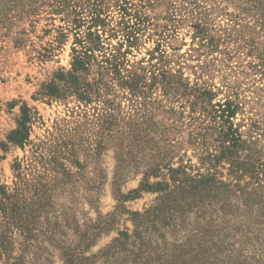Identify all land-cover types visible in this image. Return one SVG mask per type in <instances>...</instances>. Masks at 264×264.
<instances>
[{"label":"rangeland","instance_id":"rangeland-1","mask_svg":"<svg viewBox=\"0 0 264 264\" xmlns=\"http://www.w3.org/2000/svg\"><path fill=\"white\" fill-rule=\"evenodd\" d=\"M148 1L152 8L147 11L159 26L167 23L169 15H179L178 0ZM198 1L200 7L207 8L206 18L213 31L230 30V44L225 48L233 57L228 60L218 53L197 57L198 54L190 51L194 44L187 20L177 26L172 38L165 40L163 48L168 53L174 49L176 57L194 55L182 64L184 77L190 82L205 71L202 80L208 85L221 90L226 85H240L239 99L244 101L246 112L238 113L234 123L247 131L254 116L248 111L253 109L254 119L263 131L252 136L264 146V99L257 102L252 93L253 86L263 90L264 83L246 67L252 59L247 56L245 46L263 54L264 36L253 18L232 0ZM176 8L180 9L174 12ZM50 11L44 0H0V185L10 193L15 184L19 185L16 200L22 207L19 215L12 214L10 208L5 210V216L0 213V245L4 248L0 264H191L198 261L206 251L199 241L193 242V235L196 229L208 235L202 231L207 222L201 219L208 209L196 212L198 207L186 199L180 202L164 192L151 190L141 191L134 200H123L131 191L141 189L145 180L149 184L162 180L170 184L167 168L162 169L163 179L148 175L149 165L158 161L150 159L152 150H169L173 169L181 166L193 174L206 170L208 165L202 166L200 160L205 150L201 141L203 133L191 126L189 109H185L182 119L174 116L170 119L177 120L174 130L168 127L166 117H154L157 129L149 137L157 142L159 148H156L147 147L141 141L144 137L127 127L119 133L104 134L92 112L85 114L84 107L78 109L74 100L42 98L41 85L59 69H69L72 43L68 33L66 41L57 45V27L64 24L59 21L60 16L48 15ZM238 27L243 28L240 34ZM158 33L151 28L149 38L143 37L139 50L129 60L147 59V52L159 39ZM213 59L217 61L211 63ZM224 97L225 91H222L214 103ZM24 106L31 116L29 142L22 148L6 144L4 151L1 145L17 128ZM121 107L120 111H125L124 104ZM163 128H167L164 133ZM120 144L124 145L123 153L128 150L133 155L123 164L125 156L117 150ZM207 148L212 151L213 144ZM15 163L20 167L18 171L13 170ZM246 221L245 239L250 243L247 250L256 253L257 260L261 258L259 246L264 249V231L258 230L261 220ZM251 264L257 262L251 261Z\"/></svg>","mask_w":264,"mask_h":264},{"label":"trees","instance_id":"trees-1","mask_svg":"<svg viewBox=\"0 0 264 264\" xmlns=\"http://www.w3.org/2000/svg\"><path fill=\"white\" fill-rule=\"evenodd\" d=\"M232 2L253 18L264 36V0ZM44 3L51 9L47 14L60 16L59 21L64 24L57 27V45L66 41L68 33L72 36V43L69 69H59L48 82L41 85L39 94L42 98L48 101L74 100L78 109L84 107L85 114L92 112V117L99 121L104 134L119 133L123 127H127L130 132L137 131L138 135H142L144 138L141 141L147 147L159 148L157 142L149 137L155 134L153 129H157V124L153 123L154 117H166L168 127L174 130L173 124L177 120L170 119L173 116L182 119L185 109H189L191 126L203 133L201 141L205 150L200 160L202 166L208 165L203 173L199 170L195 174L191 171L188 173L181 166L173 169L168 157L169 150H152L150 159L158 161L149 165L148 175L162 176L163 179L162 169L167 168L170 184L164 180L149 184L145 180L141 189L131 191L123 200H134L141 191L151 190L164 192L180 202L186 199L189 204L198 207L196 212L208 209L207 215L203 213L201 217L207 222L202 231L208 235L199 232V229L193 235V242L199 241L206 253L191 264H251V261L261 264L264 259L263 247L259 246L261 258L256 260V253L247 250L250 243L245 239L248 235L247 219L256 223L261 220L258 230L264 231V146L252 136L263 129L254 119L256 113L253 109L248 111L254 116L250 119L248 130L242 131V125L234 123L238 113L246 112L244 101L239 99L240 85H226V89L222 90L213 84L208 85L202 80L205 71L190 82L189 78L184 77L182 64L194 55L176 57L174 49L171 48L172 53H168L163 48L165 40L172 38L177 26L187 20L192 30V44L195 45L190 51L198 54L197 57L218 53L229 60L233 56H229L231 53L225 47L230 44V30L213 31L206 18L209 12L207 8L200 7L198 0L191 3L178 0L181 9L176 8L174 12L180 9L179 15L166 17L167 23L163 26L153 23L147 11L152 8L148 0H44ZM186 5H191V8L188 9ZM151 28L156 34L159 32L155 47L147 52V59L130 61L129 57H133V52L142 45L143 37L148 35L149 38ZM169 31L171 33L166 34ZM240 31H243L242 27H238V34ZM112 40H115L114 44ZM245 46L247 56L252 59L246 67L258 74L259 82L264 83V52L258 54L253 47ZM180 59L184 61L181 63ZM214 61L217 60L213 59L211 63ZM242 73L239 71V74ZM222 91H225L224 99L214 103ZM252 93L257 102L264 99V88L253 86ZM123 104L125 111H120ZM30 118V111L24 106L17 128L8 134L6 143L1 145L4 151L6 144L22 148L29 142ZM166 129L163 128L162 132ZM211 143L213 149L209 151L207 146ZM118 146V152L125 156L122 164L128 162L132 153L128 150L123 153L121 147L124 145ZM19 168L15 163L13 170L18 171ZM18 193L17 184L12 193L0 185V213L4 216L8 208L12 214L19 215L22 207L16 200ZM14 215H10L11 218L19 220ZM201 219L198 218L199 221ZM237 243L239 245L235 249ZM3 249L0 245V259Z\"/></svg>","mask_w":264,"mask_h":264}]
</instances>
